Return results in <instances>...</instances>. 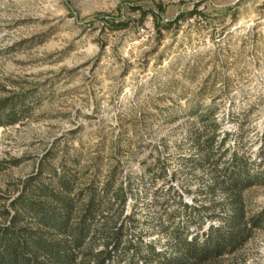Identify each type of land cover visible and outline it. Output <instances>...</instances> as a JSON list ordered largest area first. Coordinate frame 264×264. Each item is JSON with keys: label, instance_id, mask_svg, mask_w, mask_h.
<instances>
[{"label": "rangeland", "instance_id": "obj_1", "mask_svg": "<svg viewBox=\"0 0 264 264\" xmlns=\"http://www.w3.org/2000/svg\"><path fill=\"white\" fill-rule=\"evenodd\" d=\"M6 98L22 102L19 120L0 125V210L46 163L74 175L77 188L101 187L114 171L123 213L136 218L124 220L128 237L159 248L167 212L172 226L203 232L216 223L210 211L197 231L178 200L209 205L213 165L197 163L194 137L216 131L218 169L234 153L259 178L242 196L262 225L234 264H264V0H0Z\"/></svg>", "mask_w": 264, "mask_h": 264}, {"label": "trees", "instance_id": "obj_2", "mask_svg": "<svg viewBox=\"0 0 264 264\" xmlns=\"http://www.w3.org/2000/svg\"><path fill=\"white\" fill-rule=\"evenodd\" d=\"M106 21L110 27L125 24L112 18ZM18 102L22 99L0 100V125L19 120L14 112ZM210 115L211 110L198 117L203 122ZM212 123L217 130V122ZM198 136L194 137L197 163H209L211 159L213 165L214 174L204 189L210 203L201 208L188 206L181 199L178 203L184 207L186 221L196 218L197 231L204 223L202 210L210 211L207 218L216 223L209 224L205 231L193 232L189 223L172 226L175 213L167 212L168 224L160 222L158 228L169 239L159 248L153 241L145 242L141 235L137 239L128 237L124 220L133 222L136 218L123 213L127 198L121 187H113L114 171L107 174L101 187L92 182L77 188L74 175L42 163L8 206L0 210V264H234L253 231L262 225V213L248 215L242 196V190L259 178L249 169L247 160L234 153L230 162L218 169L214 160L216 131L202 140ZM225 140H220V146ZM223 155L224 150L219 157ZM194 158L189 156L186 161ZM261 171L264 176V168ZM46 172L48 180L42 179ZM217 193L221 200H214ZM114 201L118 202V213L111 215Z\"/></svg>", "mask_w": 264, "mask_h": 264}]
</instances>
